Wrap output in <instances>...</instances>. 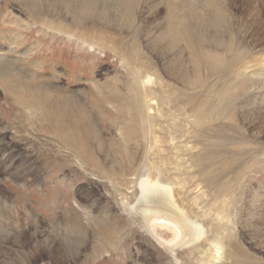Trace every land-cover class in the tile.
Masks as SVG:
<instances>
[{
  "label": "rangeland",
  "instance_id": "obj_1",
  "mask_svg": "<svg viewBox=\"0 0 264 264\" xmlns=\"http://www.w3.org/2000/svg\"><path fill=\"white\" fill-rule=\"evenodd\" d=\"M30 1L0 0V60L47 86L0 81V264H210L205 240L172 255L125 211V191L135 204L149 176L203 223L199 212L217 200L196 208L189 192L198 183L184 179L207 171L192 158L213 152L214 172L234 161L236 143L254 145L264 119V88L240 91L264 78V0H138L132 22L97 15L80 26L60 0H36L48 23H35ZM95 6L102 11L100 0ZM235 171L222 182L242 176ZM246 175L223 202L227 211L240 206L227 255L264 263L243 228L264 193V157ZM254 223L264 241V221Z\"/></svg>",
  "mask_w": 264,
  "mask_h": 264
},
{
  "label": "bare ground",
  "instance_id": "obj_2",
  "mask_svg": "<svg viewBox=\"0 0 264 264\" xmlns=\"http://www.w3.org/2000/svg\"><path fill=\"white\" fill-rule=\"evenodd\" d=\"M35 1L36 0L34 1L31 0L30 2H28L27 7L29 12L28 13L29 17L30 18L32 17L34 22L38 24L48 23L47 19H45L44 16L40 15L39 13L40 8L38 5L35 4ZM60 1L64 6L66 12L68 14H71L72 22L75 23L76 26H80L87 21L97 20L96 17L98 16L103 20V22H107V23H110L111 18L113 20L114 17L117 18L119 17L123 20L132 22V20H134L133 18L136 15V10L138 9V2H139L138 0H100L102 2V11H94L96 7L95 5H97L98 0H60ZM12 65L13 64L9 62L3 63L0 60V81L2 83H5L7 85L11 84V86L19 84L21 86H24L25 89L26 87H34V86L37 87L41 85L46 89L47 86H45L42 82L35 81L34 79L28 77L29 74L27 75V73L17 70ZM258 68L260 69V71H264V59H261ZM179 72L178 74H180ZM259 74L262 75L263 72L262 74L261 72ZM241 75H243L242 71L235 76V78L237 79L236 81H238ZM182 77L185 78L183 74ZM145 82L150 83L151 77L147 76ZM247 82L249 81H246V83ZM249 84H247L248 86L244 87L245 89L242 90L240 89V91L251 90L250 93H254L257 90L258 91L261 90L262 88H264V78L262 77L261 79H257V80L252 79L249 82ZM226 101H224V103H226ZM218 108L219 109L217 110V113L218 114L222 113V111L224 110L223 107L218 106ZM259 120L261 121L259 122ZM259 120H258V129L254 132V137H255V141L253 142L254 145L252 144L249 145L250 143L248 144V142L236 143V146L239 147V150L237 154H235V157H232L233 159H231L234 161L229 160L226 163L222 162L218 166V168L215 169L217 173H214L215 171L213 172L212 170L209 169L213 164H215L214 161L215 154L213 152L211 153L205 152L204 154L197 155L196 157L192 158V161L195 165L201 164V166H203L202 169L203 171L201 170L202 172L207 171L203 175V178L200 180L197 179V177L192 174H187L188 177L184 175L186 177L184 180L185 181L188 180L189 184L192 183V185H194L198 183L197 185H195L194 187L195 189H192L189 192L191 196L192 195L194 196V201H195L194 204L196 208H198L200 211L202 210V207L199 208V201L201 200V198L203 200L204 198L211 197L217 200V202H214L215 205H213V209L206 210V212L204 210L201 213L198 211L199 212L198 218L203 222L202 224L197 223L196 220H191L186 215V213H184L181 209L175 206V198L173 196L172 189L169 186H166V184L164 185L163 183L161 184L158 181H153L152 179H150L149 176L143 178L141 177L142 179L139 180L137 187L140 191V196L136 200L135 204L130 205L129 203V200L133 197L132 192L125 191L126 192V197L124 202L125 211L131 217L133 216L132 214L140 215L142 219L145 220L144 224L148 229V231L155 238H157L166 248H168V250L172 253V255H176L177 249L180 250V249H185L187 247H192L193 245L198 244L202 240H205L206 242L205 247L207 246L208 248L203 250L202 254L210 264H226V261L228 262V260H232L229 257L230 254L227 255V250L231 249L230 242H237L236 238L238 234L237 226L239 223L238 217L240 214V206L236 205V207H234L232 206V204H229L230 209L229 211H227L224 208L223 202L230 203V201H232L229 198V196L226 197L227 196L226 190L241 175L237 176L236 174V176H234L235 179H232L230 182L227 181L226 179L225 182H222V180L226 177H229V175L234 172V169H236L235 172L239 171L240 174L243 171L242 176L244 177L246 174L251 172L255 166L259 165L261 158L264 157V140H263L264 125L262 126V123H264V119L261 118ZM198 123L199 122H196L195 120V124L197 125ZM157 138L159 137L157 136ZM171 148L175 150L177 149L175 145H173V147ZM167 156L168 153L165 154L164 156L161 157L159 156V158L161 159L163 158L164 160H166ZM166 170H168V168ZM242 182L241 184L239 183L240 187L238 188L243 187ZM242 196H244V193H242ZM222 197H226L224 198L225 200L224 201L222 200L221 203L220 201L218 202V199H221ZM256 198H257L256 200L258 201H256L255 198L253 197V201H251L250 205H248L249 211L247 212L246 215L247 217L243 228L246 230V235L248 237L247 240L253 243L256 249L260 248L264 251V241L262 240L261 235H259V231H258L260 230V228L254 223L255 220H258L259 222L261 220L262 222L264 221V217L262 218L261 216V214L263 213L259 214L260 210L264 211V193L258 194ZM237 202L238 204L242 203L243 198L238 200ZM232 207H234L233 212L231 211ZM194 216L197 217V215ZM205 222L208 225L207 227ZM156 228H158L159 231L161 230L166 231L171 236L173 241L164 242L159 237V233L155 231ZM228 229L231 231L230 233H228ZM207 231L209 232L210 236L206 239ZM45 241L53 242L49 237H46ZM232 261H236L233 262V264H246L244 263V261L243 262L242 261L240 262V260L238 261V259ZM257 264H264V263H259V261H257Z\"/></svg>",
  "mask_w": 264,
  "mask_h": 264
},
{
  "label": "flooded vegetation",
  "instance_id": "obj_3",
  "mask_svg": "<svg viewBox=\"0 0 264 264\" xmlns=\"http://www.w3.org/2000/svg\"><path fill=\"white\" fill-rule=\"evenodd\" d=\"M152 221V220H151ZM159 233V237L164 241V242H171L173 241L171 236L166 232V231H159L158 228L155 229Z\"/></svg>",
  "mask_w": 264,
  "mask_h": 264
}]
</instances>
